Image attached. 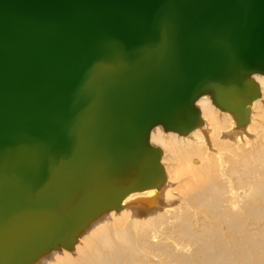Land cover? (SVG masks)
Here are the masks:
<instances>
[{"label":"water","instance_id":"95a60500","mask_svg":"<svg viewBox=\"0 0 264 264\" xmlns=\"http://www.w3.org/2000/svg\"><path fill=\"white\" fill-rule=\"evenodd\" d=\"M253 72L264 0H0V260L72 237L101 195L57 210L109 176L137 165L121 196L152 183L149 130L189 129L207 91L235 112Z\"/></svg>","mask_w":264,"mask_h":264},{"label":"bare ground","instance_id":"6f19581e","mask_svg":"<svg viewBox=\"0 0 264 264\" xmlns=\"http://www.w3.org/2000/svg\"><path fill=\"white\" fill-rule=\"evenodd\" d=\"M248 78L256 94L238 95L235 112L207 91L193 102L186 131L154 125L147 143L161 170L148 179H157L117 195L138 173L130 166L70 197L58 214L94 193L101 202L63 225L61 234L75 229L72 237L51 233L46 243L55 244L28 258L31 242L20 243L19 264H264V74ZM104 195L121 198L110 205Z\"/></svg>","mask_w":264,"mask_h":264},{"label":"rangeland","instance_id":"374dc122","mask_svg":"<svg viewBox=\"0 0 264 264\" xmlns=\"http://www.w3.org/2000/svg\"><path fill=\"white\" fill-rule=\"evenodd\" d=\"M200 124H202V122H201ZM200 124H199V125H200ZM199 125H198V126H199ZM203 128H204V127H203ZM164 180H165V179H164ZM163 182H164V181H163Z\"/></svg>","mask_w":264,"mask_h":264}]
</instances>
